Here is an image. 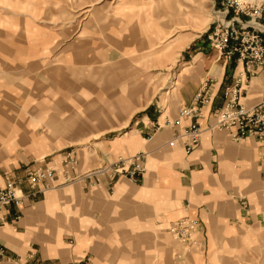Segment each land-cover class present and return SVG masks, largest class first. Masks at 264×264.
<instances>
[{
    "label": "crops",
    "instance_id": "obj_1",
    "mask_svg": "<svg viewBox=\"0 0 264 264\" xmlns=\"http://www.w3.org/2000/svg\"><path fill=\"white\" fill-rule=\"evenodd\" d=\"M3 40L0 50L14 47L13 59L22 71L30 70L25 60L45 54L27 40L13 42L7 35ZM207 47L206 41L182 69L175 100L162 106L157 117L143 119L127 140L126 155L110 157L97 144L86 147L88 141L82 140L88 130L71 113L72 82H87L86 75L81 78L82 67L44 66V81L36 79L33 86L45 88L44 93L33 99L23 73H10L15 79L10 85L9 73L0 69V185L13 180L27 194L28 172L55 169L49 187L24 198L18 209L0 212V264H152L157 249L159 264H264V145L252 137L235 142L227 131L213 128L225 88L240 75L242 103L253 106L264 95V72L248 75L236 57L220 66ZM72 70L79 72L75 76ZM206 81L207 102L197 121L200 140L185 154L180 144L171 148L168 142L189 121L176 129L165 124L181 108L194 105ZM8 91L23 93L24 108L34 101L45 107L9 116ZM78 146L85 147L76 152L78 162L63 166L73 155L70 149ZM140 152L145 153V172L137 181L99 171ZM182 219L197 220L196 233L192 239L173 241L168 230Z\"/></svg>",
    "mask_w": 264,
    "mask_h": 264
},
{
    "label": "rangeland",
    "instance_id": "obj_2",
    "mask_svg": "<svg viewBox=\"0 0 264 264\" xmlns=\"http://www.w3.org/2000/svg\"><path fill=\"white\" fill-rule=\"evenodd\" d=\"M227 1L264 8V0H0V47L7 35L13 42L27 40L45 51L25 60V68L30 70L22 71L13 59L14 47L9 46L0 50V69L9 73L10 85L15 80L10 73H23L25 84H30L29 99H33L44 93L45 88L33 90L36 79L44 81V66L66 63L82 67L81 78L86 75L87 82L73 81L71 85L72 116L88 130L82 142L88 141L86 147L97 144L107 157L117 152L126 155L130 151L127 140L143 119L157 117L162 106L175 100L174 85L181 79L182 69L201 53L198 48L206 41L208 45L215 13L224 12L222 2L227 5ZM233 16L229 9L228 18ZM241 20L247 18L241 16ZM33 61L35 65L30 66ZM216 64L229 63L219 59ZM72 71L75 76L79 72ZM48 85L45 81L44 86ZM8 95L9 116L14 111L34 114L45 107L34 101L27 109L23 93L8 91ZM95 136L98 139L90 140ZM80 148L85 147L71 148L72 157L62 165L78 162ZM156 253L158 249L153 251L152 264H159ZM169 255L161 261L165 263Z\"/></svg>",
    "mask_w": 264,
    "mask_h": 264
},
{
    "label": "built area",
    "instance_id": "obj_3",
    "mask_svg": "<svg viewBox=\"0 0 264 264\" xmlns=\"http://www.w3.org/2000/svg\"><path fill=\"white\" fill-rule=\"evenodd\" d=\"M227 3L226 5L222 2L224 12L215 13L214 27L208 35L209 49L217 54V60L223 59L225 63H230L233 57H236V60L243 64L245 72L252 76L257 70L264 68V8L241 1ZM229 9L234 12L231 18H228ZM241 16H245L247 20H241ZM211 81L208 80L209 83ZM208 82L206 81L195 95L194 105L181 108L174 120L166 122V126L176 129L181 127L184 121H189L180 133L173 134L168 142L169 147L180 144L185 154H190L198 145L202 131L197 121L203 117L201 109L207 102ZM241 82L242 78L238 75L234 84L225 88L224 104L217 112L213 128L227 131L235 142L252 137L264 145V96L253 106H245L242 103ZM102 172L111 174L112 178L121 176L130 181H137L145 172V153L140 152L126 159H119L102 168ZM54 178L55 170L51 168H38L28 172L27 194H22L19 185L13 180L7 181L4 186L0 185V212L10 207L18 209L24 198L36 196L49 187ZM15 218L18 219L19 216ZM197 227V220L182 219L169 228L168 232L175 240L185 241L192 239ZM3 256L4 250L0 248V258Z\"/></svg>",
    "mask_w": 264,
    "mask_h": 264
}]
</instances>
